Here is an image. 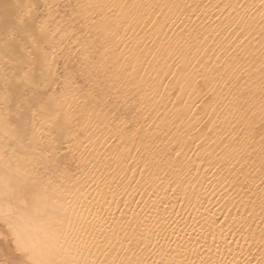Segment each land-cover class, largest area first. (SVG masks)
Returning a JSON list of instances; mask_svg holds the SVG:
<instances>
[{
    "label": "snow or ice",
    "instance_id": "snow-or-ice-1",
    "mask_svg": "<svg viewBox=\"0 0 264 264\" xmlns=\"http://www.w3.org/2000/svg\"><path fill=\"white\" fill-rule=\"evenodd\" d=\"M0 264H264V0H0Z\"/></svg>",
    "mask_w": 264,
    "mask_h": 264
},
{
    "label": "bare ground",
    "instance_id": "bare-ground-1",
    "mask_svg": "<svg viewBox=\"0 0 264 264\" xmlns=\"http://www.w3.org/2000/svg\"><path fill=\"white\" fill-rule=\"evenodd\" d=\"M187 2H189V3H200V2L207 3L208 0H187ZM213 2H219V0H213ZM192 19H193V21H195L196 17L193 16ZM161 91H163V90H161ZM173 103L178 104V101L175 100V97L172 98V103H170L168 101V99H165L164 104L167 105V108L161 109V111L165 115H167L168 112L174 111ZM189 115H191V114H189ZM152 119L156 120V114L153 115ZM162 119H163V117H161V120ZM161 120H156V123L160 124ZM150 123H151V121H150ZM187 124H188V121L186 120L185 125L187 126ZM193 150H194V146H193ZM187 154H188V156L192 157L194 162H196V157L193 154V151H189ZM197 167H199L198 162H197ZM214 171L215 170L213 169V170H209V171L205 172L203 169H201L200 175L197 178L198 182L195 184L196 192L200 195L201 201H200V203H196V201L193 200V204L195 205V209H193L192 207H188L186 205L187 211L185 212L183 209L180 208L179 205H177V211H180L181 215L185 219H189L190 223L192 221H191L190 217L188 216V213H190L191 216H194L197 219H199L201 215L205 216V217L212 216L213 219H216L218 221V223H217L218 229L221 226H223L224 229H227L228 223H231V221L229 220L227 223L225 222V217L228 216V211H227V208L225 207V201L222 198V193L228 191V189L224 185H220L217 183V179L213 175ZM193 175H195V173H193ZM137 179H139V177H137ZM160 194L163 195V193H160ZM188 194H189V196L192 195V189L191 188L188 189ZM169 196H171V193H169ZM125 198L128 199L129 201H132L133 199L138 201L141 199V194H138V192L133 190V189H129ZM143 198L145 200L148 199V197L146 195ZM173 202H175V201H173ZM132 206L135 207L134 204ZM225 235H228L227 231L225 232Z\"/></svg>",
    "mask_w": 264,
    "mask_h": 264
}]
</instances>
